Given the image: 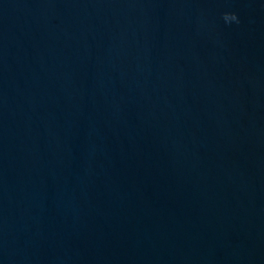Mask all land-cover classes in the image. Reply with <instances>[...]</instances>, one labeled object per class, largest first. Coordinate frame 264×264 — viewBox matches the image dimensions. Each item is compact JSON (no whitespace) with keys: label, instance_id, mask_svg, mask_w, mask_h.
Masks as SVG:
<instances>
[{"label":"water","instance_id":"1","mask_svg":"<svg viewBox=\"0 0 264 264\" xmlns=\"http://www.w3.org/2000/svg\"><path fill=\"white\" fill-rule=\"evenodd\" d=\"M0 264H264V0H0Z\"/></svg>","mask_w":264,"mask_h":264},{"label":"clouds","instance_id":"2","mask_svg":"<svg viewBox=\"0 0 264 264\" xmlns=\"http://www.w3.org/2000/svg\"><path fill=\"white\" fill-rule=\"evenodd\" d=\"M223 19L226 21V22H232V21H235L236 23H239V17L236 13H225L224 16H223Z\"/></svg>","mask_w":264,"mask_h":264}]
</instances>
